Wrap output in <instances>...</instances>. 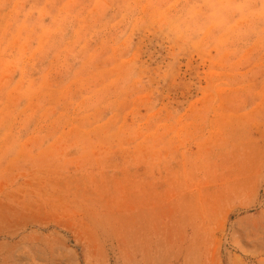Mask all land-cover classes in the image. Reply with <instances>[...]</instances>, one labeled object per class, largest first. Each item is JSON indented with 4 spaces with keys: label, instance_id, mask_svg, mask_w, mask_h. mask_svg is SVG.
Masks as SVG:
<instances>
[{
    "label": "rangeland",
    "instance_id": "obj_1",
    "mask_svg": "<svg viewBox=\"0 0 264 264\" xmlns=\"http://www.w3.org/2000/svg\"><path fill=\"white\" fill-rule=\"evenodd\" d=\"M0 264H264V0H0Z\"/></svg>",
    "mask_w": 264,
    "mask_h": 264
}]
</instances>
